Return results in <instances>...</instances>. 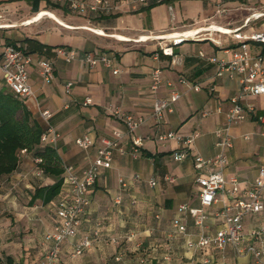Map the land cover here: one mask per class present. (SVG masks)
<instances>
[{
    "label": "crops",
    "instance_id": "1",
    "mask_svg": "<svg viewBox=\"0 0 264 264\" xmlns=\"http://www.w3.org/2000/svg\"><path fill=\"white\" fill-rule=\"evenodd\" d=\"M256 1L260 4H255ZM47 6L45 0H0V18L11 22L0 23V85L4 84L1 72L4 44L24 47L34 59L29 65L34 95L23 101L44 130L51 125L60 134L55 144H45L56 149L62 164L73 165L81 172L92 163L102 146V139L113 138L115 130L125 132V125L107 111L108 107L146 118L134 134L142 140L140 152L137 155L132 153V136L124 135L121 144L125 153L115 150L111 167L101 169L90 190L88 213L73 241L64 244L59 264H134L130 257H123V262L115 263L114 256L121 252L126 254L124 247L138 240L134 231L141 233L149 226L155 234L154 240L160 239L167 246L163 256H153L150 262L156 259L163 261L162 264H201V252L186 251L185 237L171 235L172 222L182 216L178 211L181 204L200 206L197 177L209 169H197L195 156L210 158L218 153L214 131L226 125V112L231 99L241 92V84L238 78L217 76V62L212 60L230 58L228 50L239 44L234 35L211 28L202 31L204 35L197 36L195 31L208 28L207 24L217 22L226 11L236 17L231 30L241 27V32L246 34L253 29L264 30V19L244 25L251 12L264 8V0H249L246 7L251 9L245 14L238 11L237 2L225 0L220 13L216 4L209 0H150L137 10L125 7L114 15L101 17L80 14L69 8L67 11L64 8L49 10ZM43 10L54 12L61 21L45 16L47 19L28 22ZM163 36L186 38L173 46L174 56H170L164 55L160 49V44L171 45L170 39L162 40ZM249 43L252 53H263L261 43ZM57 47L74 48L80 53H108L114 67L89 68L78 60L67 62L56 54ZM43 57L54 61L55 79L50 83L42 79L36 64ZM174 57L177 63H173ZM156 65L162 68L163 82L157 91H153L151 72ZM114 68H118L117 73L113 72ZM182 78L190 84H200L201 89L195 90L182 83ZM68 81L73 82L69 92L66 91ZM168 82L173 83V88L178 89L182 97L174 104L173 111L166 112L163 120L157 123L152 116L153 104L156 98H168L171 90ZM86 97L93 98V103L83 105ZM241 103L245 107L254 105L255 112L230 127L233 147L227 150L225 172L227 176H236L245 186L255 179L264 164V94L246 95ZM43 110L50 112L49 119L42 116ZM167 131L183 136L199 131L200 136L190 147L184 148L176 139L160 141L156 138L159 132ZM84 135L93 139V146L87 150L76 144V140ZM43 146L40 144L21 153L18 169L0 177V210L16 212L12 221L0 218V256L10 255L16 264H39L51 243L45 235L59 221L57 202L66 194L62 181L57 198L48 203L41 199L30 203L37 187L50 186L57 179L50 174L38 176L36 173L35 154ZM178 150L185 152V157L179 160L174 158V152ZM166 174L175 176L176 182L165 181ZM61 176L63 179V173ZM120 178L129 183L122 191ZM150 179L158 180L155 187L148 184ZM119 193L122 194L121 203L116 202ZM21 194H27L28 207L17 203ZM132 198H136L134 203ZM150 214L155 216L152 215V222L147 225L144 221L151 217ZM184 219L188 232L196 237L198 229L194 220L189 216ZM97 222H101L104 239H121L120 246H111L115 248L114 256H107L108 251L104 253L102 244L97 242L81 256L72 257L73 243L89 234ZM210 223L214 231L221 220L212 217ZM262 224L261 215L245 218L246 230ZM160 234L162 237L156 238ZM154 245H158L157 242ZM155 250L158 252L157 248ZM167 253L170 260L165 262L163 258ZM185 253L189 256H182ZM212 257L217 262L225 257L230 264H254L252 256H237L231 249L225 256L216 254ZM134 258L138 262V256Z\"/></svg>",
    "mask_w": 264,
    "mask_h": 264
},
{
    "label": "built area",
    "instance_id": "2",
    "mask_svg": "<svg viewBox=\"0 0 264 264\" xmlns=\"http://www.w3.org/2000/svg\"><path fill=\"white\" fill-rule=\"evenodd\" d=\"M67 6L70 10L84 15L111 16L125 7L137 10L141 6L149 3L150 0H52ZM218 7L217 12L223 11L224 0H209ZM250 10L251 8H246ZM264 19V8L251 12L245 19L247 26L255 21ZM195 35L202 36L205 32H197ZM234 37L239 41L236 47L230 48V58L215 59L217 62V76L227 75L230 78H238L241 84V92L231 99V105L226 112V125L214 131L216 136L215 145L219 149L218 153L210 158L196 155L194 165L197 169L207 168L209 171L201 173L197 177L199 185L200 206L191 207L188 204H181L178 211L182 216L176 217L172 222L171 235H182L185 237L187 249L201 252L203 258L201 264H230L222 257L217 262L212 256L219 254L225 256L228 249H231L237 256L250 255L254 264H264V164L259 168L255 179L243 186L236 176H227L225 167L227 165V150L233 147V139L230 133L232 125L243 122L250 114H254V105L243 106L241 99L246 95L264 94V53L254 54L251 52L250 43L255 41L264 43V30H251L250 33H242L241 27L231 30ZM168 37L163 36L162 40ZM186 37H173L170 39L171 45L163 46L160 49L164 55L174 56L173 46L180 44ZM56 54L67 62L80 61L89 68L105 66L113 68V59L104 52L80 53L74 48L57 47ZM155 58H158L156 53ZM34 59L26 49L17 44H4L1 52V72L5 85L19 98L34 95L30 84L29 65ZM176 57L173 63H177ZM42 79L50 83L55 79L54 61L43 57L36 61ZM114 73L118 68H114ZM189 84L195 90H200V84H190L186 79L180 80ZM163 82V71L159 65L152 68L151 89L157 91ZM73 86L72 81L66 83V91L69 92ZM171 87L168 98H156L153 104V113L157 123H160L166 112H172L174 104L181 99L182 93L173 88L172 82H168ZM93 98L86 97L82 104L90 105ZM107 111L116 116L125 125V132L115 130L113 138L102 139V146L98 148L97 154L92 163L81 172H78L73 165H64L63 182L66 186V194L62 195L57 202V216L59 221L53 229L46 233L45 238L50 240V245L44 252L39 264H59L64 244L73 241L78 234L84 218L88 213L91 204L90 190L99 178L102 168H110L113 160V152L116 150L121 154L125 153V148L121 144L124 135H131L133 150L137 155L140 152L142 140L135 137V132L146 121L143 115H133L124 113L120 108L108 107ZM44 118L51 116L48 110L41 112ZM60 134L51 125L41 135V142L55 144ZM200 136L199 131H195L188 136H183L175 131L159 132L156 138L160 141L176 139L182 143L184 148L190 147L194 140ZM76 144L81 149H89L93 146V139L89 135H84L76 140ZM26 152L23 150L22 153ZM185 157L183 150L174 152V158L179 160ZM37 164L36 173L38 176L44 175L41 166L42 159H34ZM136 178H139L137 175ZM164 180L173 184L176 177L171 174L164 175ZM121 191L128 188L126 179H119ZM157 179H150L148 184L155 187ZM136 198H132L134 203ZM122 194L116 196V202L121 203ZM215 209L210 210L214 207ZM218 206V207H217ZM263 218V224L246 230L245 218L247 216H259ZM191 217L194 225L198 229L196 237L188 232L187 222L184 217ZM158 217V216H157ZM220 219L221 224L216 230H212L211 218ZM104 239L101 231V222H97L92 231L79 238L73 243L71 256L77 257L92 248L97 242H109ZM111 243H117L116 238L110 239ZM139 246V244H138ZM214 252V254H213ZM170 254H165L163 260H170ZM123 253L114 256L115 263L123 262ZM137 264H150L148 258L141 257Z\"/></svg>",
    "mask_w": 264,
    "mask_h": 264
},
{
    "label": "trees",
    "instance_id": "3",
    "mask_svg": "<svg viewBox=\"0 0 264 264\" xmlns=\"http://www.w3.org/2000/svg\"><path fill=\"white\" fill-rule=\"evenodd\" d=\"M45 1L52 8H64L65 11L68 9L67 6L58 2ZM164 1L161 0V2ZM261 44L264 53V43ZM45 131L26 107L23 99L17 97L5 83L0 85V177L8 176L18 169L23 150L31 151L40 144L44 146L35 155L42 159L41 166L44 172L57 177L52 185L35 189L30 200L32 204L38 199H41L43 203L54 200L58 197L62 187L61 175L64 165L56 149L41 142V135ZM162 262L153 259L150 264H162ZM0 264L16 263L10 255H4L0 256Z\"/></svg>",
    "mask_w": 264,
    "mask_h": 264
},
{
    "label": "rangeland",
    "instance_id": "4",
    "mask_svg": "<svg viewBox=\"0 0 264 264\" xmlns=\"http://www.w3.org/2000/svg\"><path fill=\"white\" fill-rule=\"evenodd\" d=\"M225 1H235L238 4L237 7L239 8V10H238L239 12H242V14H245L247 12L246 3L249 0H225ZM255 4H260V3H258V1H256ZM226 7H228V6H226ZM46 9L50 10V9H55V8L47 6ZM15 12H20V11H15ZM225 13H222L221 19H219L217 22H211L210 24H207V26H211L213 24H216V25H221V26L227 27V28L232 27V24H233L234 20L236 19V17L234 15H232L231 12L226 11ZM240 15H241V13H240ZM1 19H3V20H1ZM44 19H47V17H44L43 20ZM0 23L1 24H7V23H11V22L4 19V17L2 18V16H1ZM25 195H27V194H24V195L21 194V196L18 197L19 202H17V203L19 205H20V203H22L21 204L22 206L24 205V206L28 207L29 206V204H28L29 198H28V196H25ZM152 215L155 216V214H150L151 217H149V218L147 217V221H144L147 225H150V223L152 222L151 221L153 218ZM15 216H16L15 210H13V212H8L7 210H5V211L0 210V218L5 217L7 220L12 221V218ZM150 228H152V226L151 227L149 226V228H147V230H142L141 233L134 231L139 236L138 240L133 242L131 245H127L124 247V248H126V254L123 253L124 258L130 257L129 259H134V261L137 262V259L135 260L134 256H138V261L141 257H145V258H148V260H150L153 256H163V253L165 251H167L166 250L167 246H166V244L163 245V243H161L159 241L160 239H158V241L154 240L153 237L155 234H154V232H152L150 230ZM161 237H162V235L160 234V236L156 237V238H161ZM120 238H123V237H120ZM119 240L121 241V239H118L117 243H111V240H109V242H104V241L100 242L102 244L103 249L105 250L104 253H106L108 251L107 256H114L115 248H111V246L112 245L120 246L121 243ZM155 242H157L158 245H154ZM138 244H139V246H138ZM97 248H99V247H97ZM155 248H157L158 252H156ZM186 251L195 252L194 250H189V249ZM186 255L187 254L185 253V255H182V256H186ZM174 256H176V255H174ZM177 256H181V255H177ZM187 256H189V255H187ZM135 262H134V264H137Z\"/></svg>",
    "mask_w": 264,
    "mask_h": 264
},
{
    "label": "bare ground",
    "instance_id": "5",
    "mask_svg": "<svg viewBox=\"0 0 264 264\" xmlns=\"http://www.w3.org/2000/svg\"><path fill=\"white\" fill-rule=\"evenodd\" d=\"M45 16H47L48 18H51L53 20H56L58 22L61 21V19L54 12L43 10L42 12L36 14L32 19L28 20V22L39 21V20L43 19ZM211 28L214 30H218L219 32H222L225 34H230L232 32L230 28H227V27H224L221 25H216V24H213V25L209 26L208 28L201 29L197 32H202L204 30H210ZM99 33L104 34L103 31H99ZM190 34H194V33L191 32Z\"/></svg>",
    "mask_w": 264,
    "mask_h": 264
}]
</instances>
